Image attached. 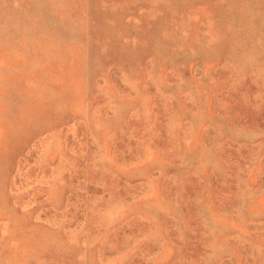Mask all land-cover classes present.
Here are the masks:
<instances>
[{
    "label": "rangeland",
    "instance_id": "1",
    "mask_svg": "<svg viewBox=\"0 0 264 264\" xmlns=\"http://www.w3.org/2000/svg\"><path fill=\"white\" fill-rule=\"evenodd\" d=\"M0 264H264V0H0Z\"/></svg>",
    "mask_w": 264,
    "mask_h": 264
}]
</instances>
